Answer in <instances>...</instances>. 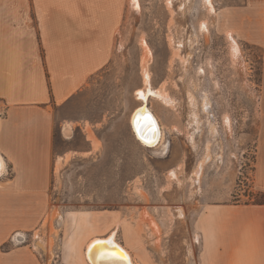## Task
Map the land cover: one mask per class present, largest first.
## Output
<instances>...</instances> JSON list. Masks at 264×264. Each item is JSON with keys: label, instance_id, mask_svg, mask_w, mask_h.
I'll use <instances>...</instances> for the list:
<instances>
[{"label": "rangeland", "instance_id": "rangeland-1", "mask_svg": "<svg viewBox=\"0 0 264 264\" xmlns=\"http://www.w3.org/2000/svg\"><path fill=\"white\" fill-rule=\"evenodd\" d=\"M263 74L264 0H129L108 64L50 101L53 211L24 234L44 264H92L89 243L112 234L135 264H206L200 213L261 199ZM147 88L156 146L132 125Z\"/></svg>", "mask_w": 264, "mask_h": 264}, {"label": "crops", "instance_id": "crops-1", "mask_svg": "<svg viewBox=\"0 0 264 264\" xmlns=\"http://www.w3.org/2000/svg\"><path fill=\"white\" fill-rule=\"evenodd\" d=\"M128 5L0 0V264H44L33 243L14 237L53 211L50 101L68 100L108 64ZM260 97L254 187L264 192V74ZM197 222L206 264H264V204L214 203Z\"/></svg>", "mask_w": 264, "mask_h": 264}, {"label": "bare ground", "instance_id": "bare-ground-1", "mask_svg": "<svg viewBox=\"0 0 264 264\" xmlns=\"http://www.w3.org/2000/svg\"><path fill=\"white\" fill-rule=\"evenodd\" d=\"M149 93L158 94L157 90L151 88L138 90V94L140 95V98L144 99V103L134 111V114L137 110L144 109L145 107L151 110V108L148 107L146 103V99ZM152 113L156 117L157 125L159 126L160 137L156 142L150 145L156 146L159 142L162 141L163 130L158 117L153 111ZM68 131L71 132V128H69ZM138 138L140 139L139 136ZM141 141L144 144H146L143 140ZM4 168H5V162L3 157L0 156V171L4 170ZM87 256L92 264H135L129 251L126 248H124L118 241H116V239L114 238V234L104 238L97 237L93 239L87 247Z\"/></svg>", "mask_w": 264, "mask_h": 264}, {"label": "water", "instance_id": "water-1", "mask_svg": "<svg viewBox=\"0 0 264 264\" xmlns=\"http://www.w3.org/2000/svg\"><path fill=\"white\" fill-rule=\"evenodd\" d=\"M149 107V105H148ZM132 125L137 137L139 136L148 146L160 137L156 117L147 107L137 110L132 117Z\"/></svg>", "mask_w": 264, "mask_h": 264}, {"label": "built area", "instance_id": "built-area-1", "mask_svg": "<svg viewBox=\"0 0 264 264\" xmlns=\"http://www.w3.org/2000/svg\"><path fill=\"white\" fill-rule=\"evenodd\" d=\"M14 240L16 242H22V241H26V237L22 234H16V237H14Z\"/></svg>", "mask_w": 264, "mask_h": 264}, {"label": "trees", "instance_id": "trees-1", "mask_svg": "<svg viewBox=\"0 0 264 264\" xmlns=\"http://www.w3.org/2000/svg\"><path fill=\"white\" fill-rule=\"evenodd\" d=\"M256 204H264V192L261 193V199L257 200Z\"/></svg>", "mask_w": 264, "mask_h": 264}]
</instances>
